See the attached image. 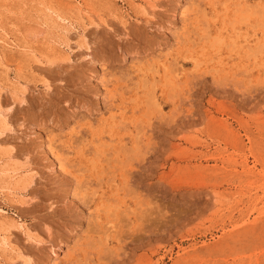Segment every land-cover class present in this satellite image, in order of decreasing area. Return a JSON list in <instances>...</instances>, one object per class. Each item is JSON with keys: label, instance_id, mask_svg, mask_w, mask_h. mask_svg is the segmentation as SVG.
<instances>
[{"label": "rangeland", "instance_id": "1", "mask_svg": "<svg viewBox=\"0 0 264 264\" xmlns=\"http://www.w3.org/2000/svg\"><path fill=\"white\" fill-rule=\"evenodd\" d=\"M0 264H264V0H0Z\"/></svg>", "mask_w": 264, "mask_h": 264}, {"label": "bare ground", "instance_id": "2", "mask_svg": "<svg viewBox=\"0 0 264 264\" xmlns=\"http://www.w3.org/2000/svg\"><path fill=\"white\" fill-rule=\"evenodd\" d=\"M253 12V11H252ZM262 27V26H261ZM229 47V46H228ZM176 68V67H175ZM126 211H128V210H126ZM116 228H118V227H116ZM119 229V228H118ZM112 232V231H111ZM5 246L7 247V248H9L8 246H9V244H5ZM56 257H57V254H56Z\"/></svg>", "mask_w": 264, "mask_h": 264}]
</instances>
